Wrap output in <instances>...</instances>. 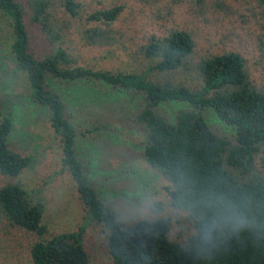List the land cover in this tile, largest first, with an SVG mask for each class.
<instances>
[{"label":"trees","instance_id":"trees-1","mask_svg":"<svg viewBox=\"0 0 264 264\" xmlns=\"http://www.w3.org/2000/svg\"><path fill=\"white\" fill-rule=\"evenodd\" d=\"M256 2L264 12V0ZM59 3L71 17L77 15L75 0ZM51 4L0 0V30L7 32L12 71L24 75L30 98L46 110L49 127L58 137L59 171L69 175L85 208L84 221L76 230L30 243V264H86L81 238L89 221L106 230L112 264H264V87L249 81L242 56L235 51L207 55L195 64L197 87L173 83L168 75L186 66L193 48L189 33L174 29L162 38L150 36L139 47L149 62L141 72L75 66L56 43L59 34ZM121 9L114 5L87 14L85 19L95 25L83 30L84 41L112 44L111 23ZM28 24L51 45L41 57L29 51ZM65 85L115 97L123 110L117 118L142 133L143 160L170 183L168 205L192 222L194 231L184 240L170 238L168 216L125 222L100 200L75 151ZM165 105L176 107L169 111ZM204 109L232 129L230 138L204 118ZM11 125L9 109L0 110V174L8 178L16 177L32 160L9 148ZM149 208L159 214L162 204L155 201ZM42 212L43 202H33L19 184L0 186V221L6 225L41 236Z\"/></svg>","mask_w":264,"mask_h":264},{"label":"rangeland","instance_id":"rangeland-1","mask_svg":"<svg viewBox=\"0 0 264 264\" xmlns=\"http://www.w3.org/2000/svg\"><path fill=\"white\" fill-rule=\"evenodd\" d=\"M20 1L26 4V0ZM50 1L54 29L59 34L56 43L75 66L141 72L149 62L139 47L150 36L162 38L179 29L189 33L193 48L186 66L168 75L171 82L195 88L200 83L195 71L200 59L235 51L244 59L249 81L256 88L264 87V12L256 0H75L79 9L73 17L63 11L60 0ZM114 5L122 9L111 23L113 43L87 44L82 32L95 25L85 19L87 14ZM27 28L29 51L37 58L48 53L51 45L38 28L31 24ZM6 42L7 32L0 30V110L8 108L12 120L7 144L32 160L16 177L0 174V186L17 183L33 202H43L41 223L45 232L38 236L0 221V264H30V243L76 230L84 221L85 208L69 175L59 171L58 137L49 127L46 110L30 98L24 75L13 73ZM63 90L76 131L75 151L100 200L125 222L168 216L170 238L184 240L194 231L192 222L184 212L168 205L166 188L170 183L143 160L142 133L132 123L117 118L123 110H119L115 97L77 91L72 85L63 86ZM111 105L116 107L109 109ZM164 107L171 111L176 105ZM201 113L218 133L230 138L232 129L219 122L211 110ZM155 201L162 204L159 214L149 208ZM105 233L101 224L89 221L84 226L81 241L86 264H112Z\"/></svg>","mask_w":264,"mask_h":264}]
</instances>
